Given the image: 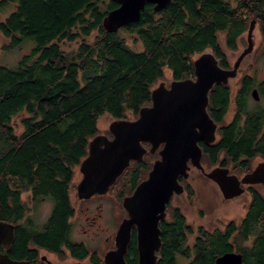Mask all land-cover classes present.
<instances>
[{
	"label": "trees",
	"instance_id": "trees-1",
	"mask_svg": "<svg viewBox=\"0 0 264 264\" xmlns=\"http://www.w3.org/2000/svg\"><path fill=\"white\" fill-rule=\"evenodd\" d=\"M7 7L12 9L0 20L2 48L13 50L28 40L33 45L14 66L0 64V220L16 222L25 216L31 207L23 194L32 206L42 199L51 203L43 231L21 234V256L28 237L51 250L67 242L74 168L99 134L102 116L137 118L151 104V92L165 70L171 81L194 78L193 57L204 51L227 67L225 49L236 50L239 35L252 20L264 52V0H171L158 12L146 4L138 21L116 32L102 25L117 7L112 0H0V10ZM123 34L141 50L132 48ZM63 43L73 47L63 49ZM255 81L247 74L239 79L230 122L224 120L228 86L216 83L210 89L207 111L218 123V140L203 146L202 163L242 172L250 170L254 157H264V105L248 107ZM260 86L264 99V82ZM155 157L147 152L132 161L110 191L125 185L131 192ZM247 190L250 199L242 220L206 234L189 264H215L227 251L241 252V264H264V196L253 186ZM174 223L180 225L181 218L176 216ZM179 233L176 226L164 228L159 264H172L175 253L187 251L177 244Z\"/></svg>",
	"mask_w": 264,
	"mask_h": 264
},
{
	"label": "water",
	"instance_id": "water-1",
	"mask_svg": "<svg viewBox=\"0 0 264 264\" xmlns=\"http://www.w3.org/2000/svg\"><path fill=\"white\" fill-rule=\"evenodd\" d=\"M112 1L117 7L108 11L102 21L107 32H116L122 26L138 21L146 4H153L154 11L158 12L171 0ZM255 25V20L249 23L247 46L231 69L222 68L210 51H204L194 58V78L173 80L169 87L160 82L151 92V104L143 106L136 119L113 120L108 127L111 138L97 134L89 141L87 156L79 165L82 175L76 186L79 197L107 192L131 160L142 159L147 151L142 142L151 144V153L163 144L158 151L160 157L154 161L147 178L123 200L130 217L117 232V248L113 251L115 263L125 264L123 254L130 227L135 223L138 226V264H156L155 251L160 245L158 220L164 216L165 203L173 192L182 191L177 179L180 175L187 177L189 160L204 171L198 139L209 144L216 138L217 125L206 109L208 93L215 83L226 84L236 77L242 60L253 51ZM251 95L258 99L256 90ZM205 175L217 184L224 199H232L245 191L242 185L264 184V162L241 178L230 174L226 167H214ZM3 240H12V225L0 220V241ZM241 263L242 255L236 252H225L215 260V264Z\"/></svg>",
	"mask_w": 264,
	"mask_h": 264
},
{
	"label": "flooded vegetation",
	"instance_id": "flooded-vegetation-1",
	"mask_svg": "<svg viewBox=\"0 0 264 264\" xmlns=\"http://www.w3.org/2000/svg\"><path fill=\"white\" fill-rule=\"evenodd\" d=\"M247 30H245L244 32H242V34L239 35L238 40L240 39V37L245 32H247ZM246 41H247V39H246ZM248 55H250V54H248ZM233 65H234V63H232V64L229 63V65L227 67H222V66L221 67L225 68V69H231L233 67ZM237 73H238V69H237ZM247 75H249V74H247ZM229 80H228V82H229ZM228 82L224 85L228 86L230 93H231V97H229V101H228L227 107H226V112H225L226 116L224 117L225 122L227 120L226 118L229 114L230 108H232V115H231L230 119L227 120V122L228 121L230 122L232 119V116L234 115L235 98H232V97H233V95H235V93H237L238 88L240 87V85L238 83L235 86L234 90H232V88L228 85ZM262 82H264V79L259 80V81H255V85L250 89V98L252 100H254L255 104L260 103L261 99L263 98L261 96L262 92L260 90V87H261L260 83H262ZM217 84H219V83H217ZM220 84H222V83H220ZM253 90H256L257 95H258V99H255L252 97L251 93ZM208 101H209V99H208ZM208 114H209V112H208ZM216 125H217V127H216L215 135H218L217 134L218 123H216ZM109 138H111V137H109ZM216 140H218V138H215V140L213 142L207 144L204 139H198L197 144L200 146V148L202 150L203 146L211 145ZM142 145L147 150L146 153L150 152L151 144H149L148 142H142ZM145 145H148V146H145ZM162 147H163V144H160L158 146V148L155 150V152L152 153V154H156L157 157H155L153 159L151 167H152L154 161L160 157L158 154V151ZM146 153L143 155V157L146 155ZM202 153H203V150H202ZM258 157L263 158V159L258 161L256 164H253L254 160ZM132 161H135V160H131L130 163ZM200 162H201V159H200ZM260 162H264V157H261V156L254 157L251 160V167H250L249 171H242V172L232 171L228 166H223L220 163L214 164L208 171H210L214 167H226L229 169L230 174H235L238 176V178H241L244 174L251 172L254 169V167ZM187 164L189 167L187 169V173H189V171L191 169H194V170L202 173L206 181L210 180V181H212V184L217 185L213 180L209 179L205 175V173L208 171L204 170L202 172L199 168L193 166L191 164L190 160L188 161ZM201 165H202V162H201ZM203 169H204V167H203ZM149 171H148V173H149ZM148 173H147V176H148ZM147 176L144 179H146ZM188 176L189 175H187V177H184V176L180 175L178 177L177 181H178L179 185L182 187V191L180 193L173 192V194L170 196V198L165 203V209H164V213H163L164 216L158 220V229H159L158 236L160 239L159 248H160L161 244L163 243L164 228L169 226V225H172V227H174V226L178 227L179 231H180L179 239H178V243H177L178 246H181L184 250L187 249L185 254L184 253H175V255H173L172 264H180V263L181 264H189L190 262H192L194 257H195L194 247L196 246V244L198 242L205 240L206 234L213 233L215 231H224L228 222L234 221L236 223H239L242 220V218L245 216V213H246V210H245L244 215L242 216V218L239 221H235L232 219L223 220V221H225V224H224V223H222L223 222L222 219L215 218V220L213 219L211 221V223L208 224L207 216L209 213H214L215 208H213V212L210 211L209 213L205 212V209L200 208L196 211L195 216L197 218H195L193 221H191L187 217V214L185 213L184 208H186V206L189 207L191 204H193L196 201V193H195V196L192 197L191 192L188 191L189 189H192L195 192L193 182L190 181ZM144 179H142V180H144ZM142 180H140L135 185V187L131 190V192H129V193H127L128 188H125V185H123V187H119L118 192L110 191V188L114 184L113 183L107 192H105L103 194L93 193L88 197H79L77 190H76V186H77V184H76L75 185V193L70 196L71 204H72L74 210H73V213L68 217L69 228H68V234L66 237L67 242H64L63 244L61 243V244H59L57 249L51 250L48 247H45V246H42L41 244H38L35 241V239H33L34 237H32V238L28 237L23 242L26 253H25V255L23 254L21 256V255H19V249H18V248H20L19 246H22L21 245L22 240H20V237L23 235V233H27L29 230L30 231L35 230V232L41 233L43 231V229L45 228V226L47 225L46 221L48 220L49 215L51 213V210L49 209L50 211H48V213L45 215V217H43V219H40V217L36 215V211H37L38 205L42 201H44V199H42L35 206H32L33 202L30 200L29 196H27L26 199H27L31 209H29V211L25 214V216H23L21 219L17 220L16 222H13V221L8 222L12 225V240L10 242L5 241V240L0 241V259H1L0 262H3L2 264H118V263H115V261H114L115 256H113L114 255L113 251H115L117 248L116 247L117 232L119 230L120 225L124 221L128 220L130 217L128 210L123 205V200L125 197H127L133 193L136 186ZM257 185L264 187V184H262V183L251 184V185H242V187L245 189V191L243 193H246L249 195L247 187L253 186V187L257 188ZM109 194H112L115 197V199H113V200L118 203V204L116 203L115 205L117 207V211H120V218H119L118 223L116 224V227L112 233L109 232V225L105 221L107 203H108V200L110 197L107 195H109ZM222 199H224L223 196H222ZM249 199H250V195H249ZM224 200H229V199H224ZM102 204L104 205V208L102 207ZM94 207H97L96 210L94 209ZM77 210H79L80 217L83 216V221H82L79 229L75 225V219L77 217V215H76ZM221 212H222V209H221ZM35 215H36V217H35ZM176 216H179L181 218L182 223L180 225H176L174 223ZM216 220H217V222H216ZM94 225L96 227L89 231V229L91 227H94ZM101 233H103V236H102L103 239H98V237H99L98 234H101ZM177 234L178 233H176V235ZM249 242H250V240H249ZM138 243H139L138 242V226L134 223L130 227L129 240H128V243L126 246V250L123 254V259L125 261V264H133V263L138 264V261H139V252H138V245L139 244ZM159 248L155 251V253L157 255L156 264H159L160 260H161V257L158 253ZM227 252H236V253L242 254L241 252H238V251H227ZM5 259L7 261H5Z\"/></svg>",
	"mask_w": 264,
	"mask_h": 264
},
{
	"label": "rangeland",
	"instance_id": "rangeland-1",
	"mask_svg": "<svg viewBox=\"0 0 264 264\" xmlns=\"http://www.w3.org/2000/svg\"><path fill=\"white\" fill-rule=\"evenodd\" d=\"M11 9L12 7H7L3 10H0V20H3ZM123 35L125 36L127 43L132 48H135V50H141V45L139 43L135 44L134 39L131 36L126 35V34H123ZM220 39H223L222 36L220 37ZM246 39H247V32H245L238 40L236 50L231 51V50L224 48L229 63L231 64L234 63L238 55L246 48L247 46ZM4 42L5 40L0 34V64L5 65V66H14L23 54L29 52L30 48L33 45L32 41L28 40V41H25L19 48H16L13 50H5L2 48V45ZM253 42H254V48H253L252 53H250V55H247L244 58V60L241 62L238 68L237 76L233 79H230L228 82V85L232 88V90H234L235 86L239 82V79L245 74H249L250 76L252 75L256 81L264 79V52L261 49L262 48V38H261L257 24L255 25V28L253 30ZM61 46L63 49H69L70 47H73V45L64 44V43ZM197 56L198 55H195L193 59L196 58ZM160 82H164L165 86L167 87L169 86L171 82L169 71L165 70L164 78L161 79L155 85V87L158 86ZM260 104L264 105L263 99H261ZM254 105H255L254 100L250 98L248 107L252 108ZM231 115H232V108H230L229 114L226 119L229 120ZM111 121L113 120L108 115H104L98 120L99 134H104L108 136L107 132H109L108 127ZM216 138H218V135H216ZM261 159L263 158H260V157L256 158L253 164H256ZM202 165L205 171H208L212 167V165L208 164L207 162L206 164L202 163ZM232 169L235 170V168H232ZM237 170L238 169H236V171ZM188 175H189L188 178L190 179V181L193 182V186L195 188V193H196V201L193 204H191L189 207L186 206V208H184L185 213L187 214V217L191 221L197 218L195 216L196 211L200 208L205 209V212L207 213H209L210 211L213 212V208H215L214 213H209L207 216L208 224H210L213 219L215 220V218L217 219L220 218L222 219V221L230 220V219L239 221L242 218L246 210V204L249 200L248 194L243 193L242 195L236 198L224 200L222 199V195L217 185L212 184V181L210 180H207L208 181L207 182L202 173L194 169H191ZM80 178H81V173L79 171V167H75L74 168V179H73V182L75 183V185L79 182ZM118 184L120 186L121 181H119ZM257 188L261 191V193L264 196V187L257 185ZM71 192H72L71 195H73L75 193V188L72 189ZM107 196H110V197L107 203L105 221L109 225V232L112 233L120 218V211H117V207L115 205L117 202L113 200L115 199V197L112 194H109ZM26 197H27V194H23V198L25 200H26ZM102 207L104 208L103 204H102ZM96 208L97 207H94L95 210ZM49 209L51 210V203L48 200H44L38 205L36 215L39 216L40 219H43V217H45L48 211H50ZM221 209H222V212H221ZM76 215L77 217L75 219V225L79 229L83 221V216L80 217L79 210H77ZM222 223L225 224V221H223ZM95 227L96 226L94 225V227H91L89 231ZM103 233L98 234L99 235L98 239H103L102 237Z\"/></svg>",
	"mask_w": 264,
	"mask_h": 264
}]
</instances>
